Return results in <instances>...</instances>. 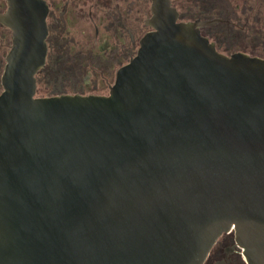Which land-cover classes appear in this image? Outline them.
<instances>
[{
	"label": "water",
	"instance_id": "1",
	"mask_svg": "<svg viewBox=\"0 0 264 264\" xmlns=\"http://www.w3.org/2000/svg\"><path fill=\"white\" fill-rule=\"evenodd\" d=\"M5 2L0 264H202L231 231L264 264V58L150 0L107 95L37 97L47 6Z\"/></svg>",
	"mask_w": 264,
	"mask_h": 264
},
{
	"label": "flooded vegetation",
	"instance_id": "2",
	"mask_svg": "<svg viewBox=\"0 0 264 264\" xmlns=\"http://www.w3.org/2000/svg\"><path fill=\"white\" fill-rule=\"evenodd\" d=\"M43 1L47 6V52L45 65L36 75V89L40 84L42 97L107 95L117 70L136 54L139 40L151 30L146 25L150 0ZM182 1L172 3L180 21L221 20L200 28L201 35L220 53L264 55L262 30L257 24L263 0H215L217 3L209 8L199 6L203 0H188L194 6L186 11ZM195 4L201 9L195 10ZM6 10L5 0H0V16ZM232 37L240 44L233 43ZM11 44V31L0 23V93L5 56ZM202 264H246L232 231L218 237Z\"/></svg>",
	"mask_w": 264,
	"mask_h": 264
},
{
	"label": "rangeland",
	"instance_id": "3",
	"mask_svg": "<svg viewBox=\"0 0 264 264\" xmlns=\"http://www.w3.org/2000/svg\"><path fill=\"white\" fill-rule=\"evenodd\" d=\"M218 1V0H217ZM222 1H226V0H222ZM232 1H242V0H232ZM243 1H249V2H254V1H256V0H243ZM264 1V0H263ZM174 2V0H172V3ZM193 3V2H192ZM200 3V2H199ZM198 3V4H199ZM213 3H217L215 0H203V2H201V4L199 5V6H201L202 8H209L210 6H212L213 5ZM182 6H183V10H187V8L190 6H194V5H191V2L189 3V1L188 0H185L184 2L182 1ZM195 5H197V4H195ZM216 6H218V5H216ZM201 7H198V5L196 6V8H195V10H198V9H201ZM264 8V7H263ZM263 8H262V10L260 11V15H259V18H260V20H259V22L257 23L258 24V26H259V28L262 30L261 32H262V34H261V36L262 37H260V39H264V13H263ZM232 39H233V43H235V44H240V40H236V37H232ZM237 39H238V37H237ZM258 39V38H257ZM239 41V42H238ZM245 43H250V44H252V43H255L254 41H252V40H246V42ZM258 57H262V58H264V55H262V56H258ZM36 96L37 97H42L43 96V90H42V88H41V85L40 84H38L37 85V89H36Z\"/></svg>",
	"mask_w": 264,
	"mask_h": 264
}]
</instances>
